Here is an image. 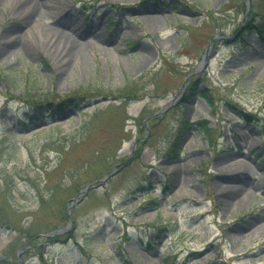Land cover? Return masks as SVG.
Returning a JSON list of instances; mask_svg holds the SVG:
<instances>
[{"label":"rangeland","instance_id":"obj_1","mask_svg":"<svg viewBox=\"0 0 264 264\" xmlns=\"http://www.w3.org/2000/svg\"><path fill=\"white\" fill-rule=\"evenodd\" d=\"M43 1L0 0V264H264V0Z\"/></svg>","mask_w":264,"mask_h":264},{"label":"bare ground","instance_id":"obj_2","mask_svg":"<svg viewBox=\"0 0 264 264\" xmlns=\"http://www.w3.org/2000/svg\"><path fill=\"white\" fill-rule=\"evenodd\" d=\"M13 13L17 16H22L25 22L32 21L34 15L42 14L43 12V0H14ZM153 22V21H152ZM69 24L72 25L69 26ZM154 24V23H153ZM69 29V30H68ZM87 31V29H86ZM71 32H74L73 35ZM84 34V33H83ZM76 25L71 20L57 21L56 24H52L50 28L49 37L46 42V46L49 52L61 63L70 64L72 60H75L79 55L78 47L83 43L78 39ZM15 40H12L10 44H13Z\"/></svg>","mask_w":264,"mask_h":264},{"label":"trees","instance_id":"obj_3","mask_svg":"<svg viewBox=\"0 0 264 264\" xmlns=\"http://www.w3.org/2000/svg\"><path fill=\"white\" fill-rule=\"evenodd\" d=\"M130 89H132V86H131V87H127V88H125V90H127V91H129ZM191 92H192V95L197 94V90H196L195 88H193ZM201 126H203V128H204L205 130L210 131V129H209V127H208L207 125H202V124H201ZM58 226H60V225H58ZM58 226H57V227H58ZM57 227H55V228H57ZM55 228H53V229H55ZM35 235H36V234H32V235L30 236V239H32ZM56 235H57V234H55V235H53V236H50L49 238L53 239L54 237H57ZM6 263H8V262H6Z\"/></svg>","mask_w":264,"mask_h":264},{"label":"water","instance_id":"obj_4","mask_svg":"<svg viewBox=\"0 0 264 264\" xmlns=\"http://www.w3.org/2000/svg\"><path fill=\"white\" fill-rule=\"evenodd\" d=\"M112 174V173H111ZM103 181V180H102Z\"/></svg>","mask_w":264,"mask_h":264}]
</instances>
